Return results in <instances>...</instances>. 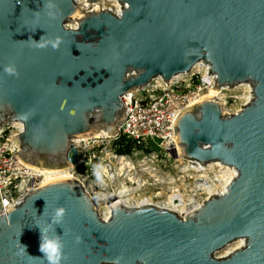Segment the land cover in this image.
<instances>
[{"label": "water", "instance_id": "1", "mask_svg": "<svg viewBox=\"0 0 264 264\" xmlns=\"http://www.w3.org/2000/svg\"><path fill=\"white\" fill-rule=\"evenodd\" d=\"M115 1L118 13L0 0V126L22 125L20 160L68 170L80 159L73 139L114 133L127 94L202 63L213 89L246 84V98L228 113L196 97L174 123L178 155L234 172L183 217L114 198L101 217L73 177L39 184L0 213V264H48L45 239L59 240V264H264V0Z\"/></svg>", "mask_w": 264, "mask_h": 264}, {"label": "built area", "instance_id": "2", "mask_svg": "<svg viewBox=\"0 0 264 264\" xmlns=\"http://www.w3.org/2000/svg\"><path fill=\"white\" fill-rule=\"evenodd\" d=\"M106 2L110 6L99 7L118 13L112 0ZM199 65V70L172 80L168 85L158 78L147 87L128 94L123 119L113 134L92 136L79 142L73 140L80 159L69 168L72 171L70 177L80 182L86 193L92 195V200L100 205V195H107L108 203L114 193L127 185L152 188L149 196L144 198L171 208L192 207L206 196L216 194H209L212 184L217 181L214 171L196 161L181 158L175 139L174 123L179 112L214 86L210 83L211 75L204 71V64ZM219 91L226 112L234 113L243 106L246 84L231 89L220 88ZM240 91L243 92L242 102L237 95ZM230 100L234 105L226 108ZM21 129L22 125L18 123L0 126V213L19 204L43 179L44 170L27 166L18 156L20 150L14 137ZM190 162L193 164H187ZM225 167L234 172L231 167ZM95 174V178H90ZM129 198L131 201L140 199ZM105 210L103 205L99 208L101 217Z\"/></svg>", "mask_w": 264, "mask_h": 264}, {"label": "bare ground", "instance_id": "3", "mask_svg": "<svg viewBox=\"0 0 264 264\" xmlns=\"http://www.w3.org/2000/svg\"><path fill=\"white\" fill-rule=\"evenodd\" d=\"M104 1L106 0H97L96 2L94 3H87L86 0H78V2L80 3H83L84 5L80 4L84 9L86 10H89L91 7H96V6H102L104 4ZM111 2V1H110ZM112 4L115 5L116 9L119 10V5L118 3L115 1V0H112ZM89 5H94V6H89ZM105 6V5H104ZM73 23V22H72ZM74 25L70 26L72 28H75L76 27V24L73 23ZM201 67L199 64L195 65L194 66V70H199ZM186 75V74H184ZM184 75L182 74H179L177 76H175L172 80H175L177 78H181L183 77ZM172 80H169V82H167L166 84H170L172 82ZM129 95H132L129 94ZM128 96V94H127ZM207 96H215L217 98H219L221 101L223 100V97L219 91V89H213L210 88L204 95L203 97H207ZM246 98V97H245ZM244 101V100H243ZM223 102V101H222ZM244 103V102H243ZM193 105V103L191 104ZM13 124H16V123H13ZM113 134V133H111ZM109 132H96L94 135H91V136H84V137H80V138H74L73 140L74 141H77L79 142V140L83 139V140H87L88 138H91L92 136H103V135H111ZM187 164H193V162H190V163H187ZM204 167L207 169V170H213L215 175L217 176L216 178V182H214L212 184V187L209 189V194H213V193H218L221 189H222V184L221 182H224L226 181L232 174L233 172L230 171V169H228L227 167L225 166H220L219 164H215V163H208V164H205ZM70 172V171H69ZM228 172H231V173H228ZM64 177H70V175L67 174V170L64 169V170H44L43 172V179L40 180V183L39 184H43L45 182H48V181H51V180H56V179H59V178H64ZM127 187H122L119 191H117L116 193H114L113 197H114V204H122V205H127V206H130V207H136V206H140L142 204H152V205H155L157 207L160 206V208H165L166 209L168 208V210H171V211H174L178 214H180L182 217L183 215L190 209L192 208L193 206L199 204L200 202H197L196 204H194L192 207H168L167 205L165 204H154L152 201H150L148 198H140L139 200L136 199L134 201H129L130 199L128 197H126L127 194ZM107 195H100V199H101V204L99 205V208L103 205L106 207V204H107ZM105 214H106V210H105ZM104 214V215H105ZM242 244V241L241 240H237L229 245H227L225 248H224V252L223 255L225 254H228L229 252H231L232 250L238 248L240 245Z\"/></svg>", "mask_w": 264, "mask_h": 264}, {"label": "clouds", "instance_id": "4", "mask_svg": "<svg viewBox=\"0 0 264 264\" xmlns=\"http://www.w3.org/2000/svg\"><path fill=\"white\" fill-rule=\"evenodd\" d=\"M11 72L12 69H5ZM63 209L57 210V215H62ZM61 245L58 239H45L39 245V251L48 261V264H59Z\"/></svg>", "mask_w": 264, "mask_h": 264}, {"label": "rangeland", "instance_id": "5", "mask_svg": "<svg viewBox=\"0 0 264 264\" xmlns=\"http://www.w3.org/2000/svg\"><path fill=\"white\" fill-rule=\"evenodd\" d=\"M106 6V7H108V6H110L109 5V3H107L106 1H104V4H103V6ZM67 24L68 25H70V26H72V25H74L72 22H67ZM237 95H239L240 97H241V102H242V95H243V92L242 91H240V92H238L237 93ZM238 102V101H237ZM233 105H234V102H232V100H230L227 104H226V108H229V107H233ZM68 171V175H72V171L69 169V170H67ZM70 171V172H69ZM96 177V174L94 175V176H90V178H95ZM125 187V186H124ZM127 188V194H129V192H131V194L129 195L130 197H135V198H144V197H148L149 196V194H150V192L153 190L152 188H150V187H141V186H139V187H137L136 185H131V186H129V185H127L126 186ZM137 187V188H136ZM143 189L145 190V192H143ZM130 190V191H129ZM166 194H169V192H167ZM129 196H128V198H129ZM130 200L129 201H131V198H129ZM136 200V199H135ZM223 253H225L224 252V249L222 250V251H220V252H218L217 253V255L218 256H222L223 255Z\"/></svg>", "mask_w": 264, "mask_h": 264}, {"label": "flooded vegetation", "instance_id": "6", "mask_svg": "<svg viewBox=\"0 0 264 264\" xmlns=\"http://www.w3.org/2000/svg\"><path fill=\"white\" fill-rule=\"evenodd\" d=\"M80 4L84 5L83 3L80 2ZM89 6H94V5H89Z\"/></svg>", "mask_w": 264, "mask_h": 264}, {"label": "trees", "instance_id": "7", "mask_svg": "<svg viewBox=\"0 0 264 264\" xmlns=\"http://www.w3.org/2000/svg\"><path fill=\"white\" fill-rule=\"evenodd\" d=\"M127 149H128V148H127V147H125V151H127Z\"/></svg>", "mask_w": 264, "mask_h": 264}]
</instances>
